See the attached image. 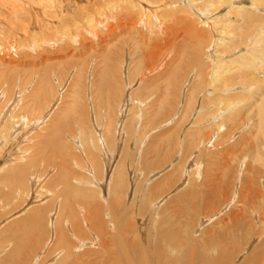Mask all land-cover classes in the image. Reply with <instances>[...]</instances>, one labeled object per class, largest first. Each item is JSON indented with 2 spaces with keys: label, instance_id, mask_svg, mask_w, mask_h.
<instances>
[{
  "label": "bare ground",
  "instance_id": "bare-ground-1",
  "mask_svg": "<svg viewBox=\"0 0 264 264\" xmlns=\"http://www.w3.org/2000/svg\"><path fill=\"white\" fill-rule=\"evenodd\" d=\"M215 263L264 264V0H0V264Z\"/></svg>",
  "mask_w": 264,
  "mask_h": 264
},
{
  "label": "rangeland",
  "instance_id": "rangeland-1",
  "mask_svg": "<svg viewBox=\"0 0 264 264\" xmlns=\"http://www.w3.org/2000/svg\"><path fill=\"white\" fill-rule=\"evenodd\" d=\"M65 31H68V30H64V32H65ZM69 32H70V31H68L67 33L65 32V33H66V34H69ZM15 156H17V154H16ZM215 264H216V263H215Z\"/></svg>",
  "mask_w": 264,
  "mask_h": 264
}]
</instances>
